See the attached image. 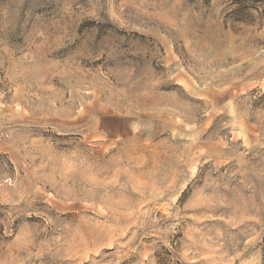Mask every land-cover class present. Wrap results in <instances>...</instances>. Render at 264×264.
I'll return each instance as SVG.
<instances>
[{
	"label": "rangeland",
	"instance_id": "rangeland-1",
	"mask_svg": "<svg viewBox=\"0 0 264 264\" xmlns=\"http://www.w3.org/2000/svg\"><path fill=\"white\" fill-rule=\"evenodd\" d=\"M0 264H264V0H0Z\"/></svg>",
	"mask_w": 264,
	"mask_h": 264
}]
</instances>
